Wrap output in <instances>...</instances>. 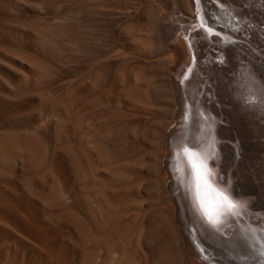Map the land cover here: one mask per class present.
<instances>
[{
	"label": "bare ground",
	"instance_id": "6f19581e",
	"mask_svg": "<svg viewBox=\"0 0 264 264\" xmlns=\"http://www.w3.org/2000/svg\"><path fill=\"white\" fill-rule=\"evenodd\" d=\"M3 1L5 7L17 10L20 15L26 12L17 4L18 2H13L15 0ZM93 1L81 0L79 2L81 4L78 3L79 8L75 7L78 8V20L75 19L77 23L75 22L74 28H76L73 31L77 30L75 37L77 41L72 40L76 43L74 49L76 53L75 55L66 53L65 49L61 52L65 53L66 58L76 61L72 65L75 67L76 64V68L72 73L66 72L65 79L69 77L71 79L60 83V86L57 85V89V86L54 88L57 94V100L54 102L52 100L48 102L44 97L41 99L42 93L46 90L45 87L44 89L37 87V79L35 86L31 82L29 87L31 79L28 69L32 67L28 68L30 65L28 58L33 62L48 60L47 56L50 53L48 47L51 44L55 46L56 39L52 36H56L57 32L54 31L56 27L52 28L51 35L50 32L48 33L51 37L44 34L47 28L42 30L44 36L37 38L38 41L28 33L20 34L16 41L9 38L5 40L14 57L19 58L20 68L14 69L11 64L10 69L6 67L7 69L0 70V264H264V207L257 206L259 204L257 201V204L252 202L248 194L242 191L240 187L242 184L239 185L240 182L235 181L236 174L224 165L227 157L225 149L228 146L220 140L226 138L228 127L218 124L219 121L226 124L233 123L230 119L238 116L247 118L254 126L260 125L261 122L264 124V80L259 78L257 73V67L264 69V62L257 65L250 60L255 59L254 52L257 53L253 50L255 45L259 42L264 45V0H173L178 12L177 17L174 20L169 19L170 21L166 17H161L163 11L169 9H166L168 4L166 5L165 1L160 2L159 9H156L159 11L156 16L159 15L160 18L153 16L155 9H151L153 14H150L154 19L160 20L154 23V19H151V22L149 17L150 23H148L155 25L152 24L146 34L143 29L148 23L144 25L142 22L144 8L141 6H137L138 8L133 11H130V8L129 11L126 9L127 12L121 13L116 9L117 13H114L115 11L109 10L111 6L109 9H102L97 4L99 3L97 0L96 4ZM161 3H165L166 10L163 9L164 6H160ZM152 5H149V8L156 6ZM42 8L40 7L41 10ZM148 11L144 10V15ZM245 13L248 15L255 13L257 20H251L253 16H247ZM171 14L175 15V13L169 15ZM18 20L16 17V21ZM95 22L96 24L107 22V26L110 27L124 24L137 29L142 23L144 28L142 27L139 32L141 35L142 33L147 35L145 41L154 50L142 40L145 38L143 35L144 38L139 35V39L133 40H138L136 43L141 45L138 44L139 48L149 47L150 50L146 49L152 51V55L148 51L147 56L146 50L143 51L142 47V50H139L145 52L146 56L135 53L136 50L133 51L136 56L130 54L132 58L129 59L124 56L127 53L120 48L124 54L120 53L121 50H119L120 54L118 50L116 54L114 49L112 52L115 55L107 58L108 50H105V54L101 56L98 54V57L96 55L99 50L97 49V52L95 45L93 49L95 48L96 55H94L92 53L94 50L90 51L92 42L88 28L90 29V25ZM119 25L117 28L120 27ZM34 27L39 28L37 24ZM146 28L149 30L150 27L146 26ZM121 29L122 32L125 30L123 27ZM25 30L27 31V28ZM32 30L33 28L28 32L33 33ZM39 32L41 34V31ZM126 33L128 34L126 36H124L125 32L118 34L119 41L131 40L132 37L129 36L134 32L129 31L130 35L128 31ZM122 35L123 38L127 37L130 40L127 41L125 38L124 41ZM111 36L113 38L114 34ZM95 39L93 38L94 41ZM63 41L67 42L66 39ZM140 41L143 43L141 44ZM123 42L121 44L115 42L114 45L121 47L122 44L124 45ZM127 49L129 50L128 47ZM153 51L160 52L158 55L160 58L157 56L158 53L154 55ZM244 51L250 58L245 61L241 58V53ZM53 52L55 53V50ZM59 56L61 55L58 54V58ZM99 58L101 60L104 58V61H98ZM38 61L34 63L38 64ZM36 66L37 69L40 67ZM229 66L237 69L227 76L226 67L230 68ZM105 67L108 68L107 70H114L115 73L119 71L118 74L127 69L131 71L125 72L131 74L132 70L137 69L132 73L134 76L135 72L137 73L133 79L138 81L134 80L136 84L142 82L139 83L142 86L138 89V84H135L137 89L133 90L135 87L132 86L134 93L132 91V94L129 93L136 98L144 96V91L146 94L151 91L148 89L149 86L145 88L147 86L143 83L149 82L144 80L145 77L150 78V83L155 82L151 80L153 73L152 79L155 76L158 84L154 85V82L152 85L148 84L151 88L153 85V88L159 87L156 92L153 89L155 93L161 90L158 99L153 93L157 102L160 101L159 107L153 105V97L152 102L150 99H145L146 97H143V100L139 97L137 101L133 96L130 102L135 101L144 109L141 102L145 103L146 100V109H144L146 112V106L152 105L153 108H157L155 109L158 113L164 111L163 109L164 112L168 110L167 119L170 121H163L164 118L160 119L156 114L146 113L144 110L142 112L141 109L139 112L138 109L131 108L133 113L128 109L130 115L132 114L130 118L125 110L124 115L121 109L126 105L123 103L128 92L125 90L127 94L122 97V94L124 95L122 89L126 88H123V85L128 83L130 86L135 82L130 83L126 78V83L125 78L116 74L119 78L118 85L124 81L125 83L120 85L122 86L120 93L116 90L115 93H119L120 96L122 91L120 98L124 99L123 102L121 101L122 104L117 103L121 105L119 108L122 107L120 109L122 116L118 114L119 111L116 112L117 115L114 112L119 110L117 108L113 113L123 119L120 121V118H117L120 123L114 121L111 123L112 121L106 119L107 116H105L106 120L101 116L104 123L106 121L109 125L105 123L107 128L105 126L103 128L102 125L105 124L101 119L102 128H99L97 125L100 122H97L98 124L95 122L97 120L94 119L92 110L97 108L96 99L99 101L98 106L106 103V101L101 102L104 98L98 99L95 90L96 83L99 82L96 80L100 78L98 75L107 73L105 71L103 74L102 70ZM153 69H156L155 72ZM143 70H148V73H145L150 76L143 75ZM150 70L152 71L149 72ZM138 74H142L143 81ZM30 76L33 78L32 74ZM99 83V87L104 84L101 80ZM107 83L113 85V82L105 84ZM41 84L44 85L46 82ZM102 85L100 88L103 92L98 86L97 91L106 95L110 93L111 96L114 87H109L110 91L107 86L108 90ZM106 95L105 98H108ZM224 99L232 100L234 104L231 109L225 108ZM108 106L106 107L105 104L106 108ZM102 107H98L97 110ZM129 107L124 106V108ZM103 109L100 112H96L97 110L93 112L97 116L99 113L102 115ZM108 109L107 112L110 110ZM126 116L129 119H125ZM163 116L165 117V114ZM112 117L115 118L114 115ZM121 124L124 127L120 128ZM122 128L127 129L128 133L133 132L134 136L138 131V135L140 133L142 135L140 137H143L144 132L146 134L151 132L150 138L146 135L149 142L154 133L155 146L152 147L153 145L151 146L147 141L151 149L143 150V145L140 146L141 143H138L136 136L137 141L135 138L130 140L132 134H129L130 139H127V136L115 137L118 130L120 132L123 130ZM261 131L256 129L255 133L259 135L257 136L259 140H264ZM231 138L233 139L232 136ZM234 138L236 139V136ZM259 140L257 144L264 145V142ZM117 143L120 147L130 145L129 148L135 149L132 152L134 154L128 149L129 155H125L123 149H118ZM186 149L196 154V158L203 165L205 179L212 189L224 193L236 205L235 208L228 210L226 205L221 204L218 222L209 221L196 197L194 171ZM137 151H141L144 158L139 161L133 159L135 161H132L140 167L134 164L136 167L133 165L130 168L131 164H128L132 162L129 156L132 158ZM143 166L147 167L146 171ZM221 173L224 174L222 180ZM207 195L215 199L213 192H208ZM155 216L157 221H163L161 224H164L158 234H154V229V233L151 230Z\"/></svg>",
	"mask_w": 264,
	"mask_h": 264
},
{
	"label": "rangeland",
	"instance_id": "374dc122",
	"mask_svg": "<svg viewBox=\"0 0 264 264\" xmlns=\"http://www.w3.org/2000/svg\"><path fill=\"white\" fill-rule=\"evenodd\" d=\"M13 1V0H12ZM26 1V2H25ZM18 0V1H13V2H18L17 4H19V6L22 8V9H25V13H24V15H20V14H18L19 12H16L17 10H15V9H12V8H9L8 6H6L5 7V2L3 1V0H0V70L1 69H10L11 68V64L14 66V69L15 68H20L19 67V64H20V61H19V58L18 57H14V54H13V52H12V50H10L11 48L10 47H8V45L5 43V40H7V38H9L10 40H12V41H16V40H18V38H19V36H20V34H22V33H28L29 35H31V36H33L37 41L41 38L40 36H42L43 35V31L42 30H45L46 28V30H45V32H44V34L45 35H47V36H49L48 35V33L51 35V32H52V28H55L54 29V31H56L57 33H55L56 34V36H52L54 39H56L55 40V43H54V45L55 46H53V44H51V45H49V47H48V52H50L49 54H48V56H47V58H48V60L47 61H45V62H42V61H44V60H42L41 62L40 61H38V60H34V62L36 61H38V64H36V63H34L33 62V60L32 59H30V58H28V64H30L29 65V67L28 68H30V67H32V69L30 70V69H28V73L31 75H33V78H31L32 76H30L29 75V78L31 79V81H29V87L31 86V82H32V84H34L37 80V82H36V84H38L37 85V87H40V88H43L44 89V87H45V90H46V92H48V93H50V94H48V93H42V97H41V99H44V100H47L48 102L49 101H51L52 100V102H54V100H57V98H56V96H57V94H56V89L58 88V86L57 85H59L60 83H62V82H66L67 80H69V79H71V77H69V78H67V80L65 79L66 77V72H74V68H76V64H74L75 65V67L74 66H72L73 65V63L74 62H76L74 59L72 60V59H70L69 57V59L68 58H66L65 57V53L64 52H61V51H63L64 49L65 50H67L66 51V53H70V54H74L75 55V53H76V50H74V49H76V43L74 42V40H72V39H75V41H77V39L75 38L77 35V30L76 31H73V30H75V28H74V26H76V24H75V22L77 23V20H78V16H77V14H78V8H79V5L81 4V3H79V2H81V0H62V2H61V0H44V2H43V0ZM48 1H51V2H48ZM56 1H57V3L58 4H56ZM60 1V2H59ZM86 1V0H85ZM88 1V0H87ZM90 1V0H89ZM93 1V0H92ZM157 1L158 0H105V2L103 1V0H97V2H99V3H97V4H99L101 7H102V9H109V7H110V11L111 12H114V13H117V10H118V13H121V12H127V10L129 11L130 9V11H133V10H135L136 8H138V7H140L141 6V8H144L143 9V11H142V9H140L139 8V10H141L142 11V22H144V25H145V23L147 24L148 22L150 23V21L152 22V20L154 19V17L156 16V14H159V11L158 10H156V9H159V3L160 2H166V5L168 4V6H166L165 5V3H161V5L160 6H166V9H168V10H166L165 9V6H164V8L163 9H165L166 11H163V13H162V11H160V13H162V16L161 17H166V18H168V20L170 19H172V20H174L176 17H177V12H178V9H177V5L175 6L174 4L175 3H173V0H163V1H159L158 3H157ZM169 1V2H168ZM2 2H4V3H2ZM22 2V3H21ZM55 2V3H54ZM93 2H95V4H96V0H94ZM102 2V3H101ZM141 2V3H140ZM152 2V3H151ZM25 3V4H24ZM29 3V4H28ZM36 3V4H35ZM54 3V4H53ZM59 3H61V4H59ZM70 3V4H69ZM78 3H79V5H78ZM101 3V4H100ZM106 3H108L107 5H106ZM155 3H157V4H155ZM2 4H3V6H2ZM34 4V5H33ZM41 4V5H40ZM46 4H48V5H46ZM53 4V5H52ZM63 4V5H62ZM78 6H77V5ZM152 4H154V5H156V6H158V7H156V6H154V5H152ZM58 5V6H57ZM62 5V6H61ZM72 5H74V6H71ZM76 5V6H75ZM99 5L97 6V8H99ZM149 5H152V6H154L153 8L152 7H150L149 8ZM27 6V7H26ZM28 6H29V8H28ZM59 8H57V7ZM60 6V7H59ZM105 8H104V7ZM108 8H107V7ZM138 6V7H137ZM143 6H145V7H143ZM8 7V8H7ZM33 7L35 8V9H33ZM39 7V8H38ZM40 7L43 9V10H41L40 9ZM75 7H78V8H76L75 9ZM100 7V8H101ZM134 7V8H133ZM130 8V9H129ZM146 8H148V10L146 9ZM161 8V7H160ZM7 9V10H6ZM9 9V10H8ZM10 9H11V11H10ZM50 9V10H49ZM74 9V10H73ZM117 9V10H116ZM127 9V10H126ZM153 9H155L153 12H155L154 14H153V12H152V10ZM13 10V11H12ZM15 10V11H14ZM35 10V11H34ZM57 10V11H56ZM119 10H120V12H119ZM144 10H146V11H148V12H146L147 14H145L144 15ZM162 10V9H161ZM5 11V12H4ZM67 11V12H66ZM76 11V12H75ZM156 11H158V13L156 12ZM167 11H168V13H167ZM31 12V13H30ZM166 12V15H164V13ZM12 13V14H11ZM30 15H28V14ZM33 13V14H32ZM35 13V14H34ZM69 14L68 16L66 15V14ZM76 13V14H75ZM170 13H175V17L174 16H172V14L171 15H169ZM16 14H18V15H16ZM60 14V15H59ZM65 14V15H64ZM150 14L152 15L153 14V18L150 16ZM247 16H253V18L251 17V20L252 19H256L257 20V18H256V15H255V13H252L251 15H248L247 13H245ZM16 15V16H15ZM20 15V16H19ZM35 15V16H34ZM39 15V16H38ZM73 15V16H72ZM76 15V16H75ZM161 15V14H160ZM34 16V17H33ZM66 16V17H65ZM144 16H145V18L146 19H144ZM157 16H159V15H157ZM155 17V18H160V16L159 17ZM169 16V17H168ZM16 17H18V21H16ZM20 17V18H19ZM24 17V18H23ZM33 17V18H32ZM41 17V18H40ZM42 17H43V19H42ZM59 17V18H58ZM62 17H63V19H62ZM73 17V18H72ZM150 17V18H149ZM174 17V18H173ZM68 18V19H67ZM148 18H149V20H148ZM13 19H15L14 21H13ZM22 19H24V21L22 20ZM44 19H46L47 21H45ZM62 19V20H61ZM65 19V20H64ZM75 19H77L76 21H75ZM152 19V20H151ZM31 20V21H30ZM39 20V21H38ZM41 20V21H40ZM147 22H146V21ZM160 19H158V20H156V19H154L153 20V22L155 23V21L156 22H158ZM169 20V21H170ZM22 21V22H21ZM30 21V22H29ZM38 21V22H37ZM55 21V22H54ZM65 21H67V23L65 22ZM16 22V23H15ZM19 22V23H18ZM32 22V23H31ZM40 22H41V24H40ZM28 23V24H27ZM51 23V24H50ZM53 23H55V24H53ZM147 24V25H145V28L143 27V24L141 23V27L139 28V29H137V28H133V27H131V26H126V25H124V24H122L121 26L119 25V24H117V25H119L120 27H118L117 28V25L116 26H114V27H116L115 29H114V27L112 26V27H110V25H108L107 26V22H103V23H97L96 24V22L95 23H92V25H90V29L88 28V30H90L91 32H93V33H91L90 31H89V37L92 39H90V41L92 42V43H90L91 44V47L92 48H90V51H91V49H92V51L96 48V50L98 49L99 50V52H98V50H97V55H96V53H95V50L92 52L94 55H96V56H98L99 57V55L98 54H100V56L101 55H103V54H105V50L107 51H110V52H106V57L107 58H110V56L111 55H115V53H116V51L118 50V53H119V50H124V52L125 53H127V54H124V52L121 50L120 51V53L122 54H124V56L126 57V58H132L131 56H130V54H132V56L135 54V53H137V54H139V55H141V56H143L144 54H146L149 50H150V48H152V47H150V45H148L147 44V42L145 41L146 40V37H147V35H144V33L145 32H149L150 31V29H151V27L153 26V25H155L154 23H152L151 25L150 24ZM4 24V25H3ZM15 24H18L17 26L15 25ZM36 24H37V26L39 27V28H37V27H34V25L36 26ZM39 24V25H38ZM43 24V25H42ZM46 24V25H45ZM53 24V25H52ZM75 24V25H74ZM29 26V27H25V26ZM51 25V26H50ZM95 25H97V26H95ZM150 25V26H149ZM16 26V27H15ZM20 26V27H19ZM45 26V27H44ZM53 26V27H52ZM92 26H94L93 28H91ZM99 26V27H98ZM126 26V27H125ZM146 26L147 27H150L149 28V30H148V28H146ZM15 27V28H14ZM41 27V28H40ZM43 27V28H42ZM123 27V29H125L123 32H125V34H124V36H126V35H128L126 32L128 31V33H129V31L130 32H134V33H132L133 35L131 36L130 34L131 33H129V37L131 38V40H130V38H127V37H125V38H127V41L128 40H130L129 42H131V43H129V42H123L124 43V45L122 44L121 45V47H120V45H119V47H117L118 45L117 44H121L122 42L121 41H119V38L120 37H118V34H120L122 31V28ZM144 29H143V28ZM23 28V29H22ZM27 28V31L25 30ZM31 28H33V30H32V32L33 33H31V32H28L29 30L31 31ZM64 28V29H63ZM95 28H96V30H95ZM106 28H108L107 30H106ZM109 28H111L110 30H109ZM141 28L143 29V31H144V33H142V35L145 37H143L142 35H141V33L139 32L140 30H141ZM21 29V30H20ZM29 29V30H28ZM39 30V31H41V34H40V32L39 31H37V30ZM41 29V30H40ZM62 29V30H61ZM113 29V30H112ZM145 29H146V31H145ZM1 30H2V32H1ZM57 30H59V31H57ZM61 30V31H60ZM109 30V31H108ZM148 30V31H147ZM26 31V32H25ZM97 32V33H95V32ZM107 31V32H106ZM118 31H120V33L118 32ZM143 31H141V32H143ZM6 32V33H5ZM38 34H37V33ZM60 32H62V33H60ZM115 32V33H114ZM116 32H117V35H116ZM123 32L121 33V34H123ZM139 33V34H138ZM36 34H37V36H36ZM95 34V35H94ZM96 34H97V36H96ZM102 34V35H101ZM113 35L114 34V37L113 38H111L112 36L111 35ZM120 34V35H121ZM146 34V33H145ZM39 35V36H38ZM53 35V34H52ZM66 35V36H65ZM91 35H93V36H91ZM139 35H141L142 36V38H144V39H142L143 41H145L146 43V45L147 46H149V47H147L145 44V46H146V48L147 49H149L148 51H147V49L146 48H144L143 46V51L144 50H146L144 53H143V51H140L139 49H141V48H139L138 46L140 45L139 43H136V41L138 42V40H133V39H139ZM5 36V37H4ZM36 36V37H35ZM44 36V35H43ZM96 37V39H95V37ZM98 36H101V37H98ZM107 36H109V37H107ZM115 36H117V37H115ZM139 36V37H138ZM49 37H51V36H49ZM122 38H123V35L121 36ZM138 37V38H137ZM37 38H39V39H37ZM93 38L96 40V41H94L93 40ZM100 38V39H99ZM106 38V39H105ZM111 38V39H110ZM116 38H118V40H116ZM125 38H123L124 39V41H126L125 40ZM64 39H66V41L67 42H65V41H63ZM99 39V40H98ZM110 39V40H109ZM113 39H115V40H113ZM61 40V41H60ZM113 40V41H112ZM71 41V42H70ZM121 42V43H119V42ZM98 42H99V44H98ZM115 42L117 43L116 45H114L115 44ZM135 42V43H134ZM141 42V41H140ZM66 43V44H65ZM69 43V44H68ZM71 43V44H70ZM94 43V44H93ZM127 43V44H126ZM136 45V46H134V44ZM143 42H141V44H142ZM98 44V45H97ZM128 44H129V46H128ZM133 45V48L132 49H134V50H132L131 49V45ZM139 44V45H138ZM94 45L96 46L94 49H93V47H94ZM114 45V46H113ZM127 45V46H126ZM261 45V46H260ZM102 46V47H101ZM113 46V47H112ZM123 46V47H122ZM141 46V45H140ZM256 46H258V47H256ZM51 47V48H50ZM127 47L129 48V50L127 49ZM136 49H135V48ZM262 47H264V45H263V43H261V42H259L257 45H255V48H253V50H255V51H257V53L256 52H254V56H255V59H250L249 57H248V55L245 53V51L243 52V53H241V58L243 59V61H245V60H247V59H250L254 64H257V65H259V63H261V62H264V48H262ZM61 48V49H60ZM69 48V49H68ZM116 48H118V49H116ZM121 48V49H120ZM103 49V50H102ZM115 49V53H113L112 51ZM55 50V53L53 52ZM58 50V51H57ZM100 50H101V52H100ZM137 50V51H136ZM142 50V49H141ZM152 50H154L153 48H152ZM128 51V52H127ZM130 51H132L131 53H129ZM133 51H136L135 53H133ZM140 51V52H139ZM260 51V52H259ZM3 52V53H2ZM6 52V53H5ZM103 52V53H102ZM112 52V53H111ZM139 52V53H138ZM151 52V55H152V51H149V53ZM153 52H155L154 53V55H156L157 53V56L160 54V52H157L156 53V51H153ZM8 53V54H7ZM12 53V54H11ZM119 53V54H120ZM142 53V54H141ZM149 53H147V56H148V54ZM213 53H215V51H213ZM253 53V52H252ZM10 54H11V57H10ZM58 54L59 55H61V56H59V58H58ZM117 54V53H116ZM129 54V55H128ZM245 54V55H244ZM8 55V56H7ZM108 55V56H107ZM113 55V56H114ZM151 55H149L150 57H155V56H151ZM243 55V56H242ZM259 55V56H258ZM12 56H13V58H12ZM49 56H51V57H53V58H51V57H49ZM55 56V57H54ZM95 56V57H96ZM112 56V57H113ZM128 56H130V57H128ZM134 56H136V54L134 55ZM144 56H146V55H144ZM162 56V55H161ZM9 57V58H8ZM65 57V58H64ZM159 58H160V56H158ZM163 58H164V56H162ZM258 57V58H257ZM163 58H161V59H163ZM17 59V60H16ZM52 59V60H51ZM56 59V60H55ZM62 61H61V60ZM13 60V61H12ZM32 60V61H31ZM69 60V61H68ZM101 60V58H99V60L98 61H100ZM102 60L104 61V58H102ZM101 60V61H102ZM58 61H59V63H58ZM73 61V62H72ZM100 61V62H101ZM2 62H5L4 64L6 65H3V63ZM10 62V63H9ZM12 62V63H11ZM14 62V63H13ZM40 63H41V65H40ZM47 65H46V64ZM66 63V64H65ZM98 63V62H97ZM32 64V65H31ZM38 65V66H40V67H38V69L36 68L37 66L36 65ZM60 64V65H59ZM63 64V65H62ZM7 65H9L10 67H8ZM51 65V66H50ZM62 66V67H61ZM7 67V68H6ZM230 67V66H229ZM23 68H26V66L24 67L23 66ZM51 68V69H50ZM52 68H54V69H52ZM64 68H67V70L66 69H64ZM105 68H106V70H105ZM102 71H103V74L105 73V71L108 73V76H106V74L107 73H105L104 75L106 76V77H104V75H102L101 73H100V75H98V77H100V78H98L97 80H96V82H100V80H101V82L102 83H106V82H113L112 84V86L115 88H113L112 86H111V83H107V84H101L102 86H105V88H106V86H107V88L108 89H110L109 87H112L113 89H112V91H111V89H110V91H111V93L113 94H111V96H109V94L110 93H108V95H106L105 93H101V92H103V91H101V85H100V87L98 86V83H96L95 85H96V88H95V90H96V92H97V97H98V99H99V97L101 98L102 97V99H100V100H102L101 102H104V101H106V107L109 105V104H111V107H110V105L108 106V108L110 109H108V108H106L105 107V104L104 103H102L101 104V102H100V106H98V104L97 103H99V101H96L95 100V107H102L100 110H102L103 108L105 109V111H106V113H108V114H106L105 113V111H104V109H103V113H102V115H100L101 113H99L98 114V116H97V114H95V112H93V110L95 111V110H97V108H94L93 110H92V113L95 115V120H97V121H95L96 123L98 122H100V120L102 119V117L105 119L106 117L105 116H107V120L109 119V121L111 122V123H113V121L114 122H119L120 123V121H122V119L123 118H118V117H116L115 116V113L116 112H118V114L120 115V116H122L121 115V113L123 112L124 113V115H125V111H126V113L128 114V117L130 118L131 117V115H130V113H133V109H135V110H137L138 109V111L141 109V111L142 110H144V109H146L145 108V103H146V100H145V103L142 101L144 98L143 97H146L145 99H150V101H154V106H156V107H159V102H157V100H156V98L155 97H157V99H158V95H159V93L161 92V90L159 89V93H155L158 89L157 88H159L158 86H157V88H156V86H155V88H153V86L155 85V83H156V85L158 84L157 82H158V79L156 78L155 79V76H154V78L152 79V74H151V80L153 81V80H155V82H154V85L152 86V88L150 87V85H152V83L153 82H151L150 83V78H146L145 76V78H144V80L146 81H149V82H147V83H143V85H145V86H147V87H145V88H148V86H149V90H151V91H148V95L145 93V91L143 92V94H145L144 96H142V97H140V96H138V98H136V96H134V99L136 98L137 99V101H138V99H139V97L140 98H142V102L141 103H143V106H144V109H142V107L140 108V106H142L141 104H139L140 106H138V104H136L135 103V101L133 102V103H131L130 101L132 100V98H133V96H131L129 93H131V91L133 92V90H135V89H141V86L142 85H139V83H141L142 84V82H139V83H137L136 84V82L134 81V80H136V79H133L136 75H137V73L135 72V76H134V74H132L133 73V71H137V69H134V70H132V73L131 74H127L126 72H128V71H131V70H125V71H120V73L118 74V72L119 71H116V73H115V71L114 70H107L108 68L107 67H105ZM231 68V67H230ZM228 68V67H226V69H227V72H226V75L227 76H229L230 75V73L231 72H233L234 70L236 71V69H237V67H233V68ZM235 68V69H234ZM35 69V70H34ZM46 69V70H45ZM56 69V70H55ZM73 69V70H72ZM30 70V71H29ZM45 70V71H44ZM65 72H64V71ZM146 70V69H145ZM145 70H143L144 71V73L145 72H147V71H145ZM154 71L153 72H155V70L156 69H153ZM257 73H258V76H260L259 78H261L262 80H264V69L261 67V69L259 68V67H257ZM48 71V72H47ZM51 71H52V73H51ZM140 71H141V68H140ZM152 70H150L149 72H151ZM31 72H33V73H31ZM37 72V73H36ZM111 72V74L109 75V73ZM49 73V74H48ZM64 75V76H61L62 74ZM125 73V74H124ZM140 73V72H139ZM143 72H142V74L143 75H146V76H148L149 74H144ZM148 73V72H147ZM34 74H36L35 75V77H34ZM113 74L115 75V76H113ZM116 74L117 75H119V77L121 76V78L123 77V78H125L124 80H126V78L128 79V82H130V83H134V84H131L130 86H128V83H127V80H126V83H127V85L125 84V85H123V83H125V81L123 82V80L120 78V80H122V84H120V85H123L124 87L123 88H125V89H122V86H120V85H118L119 84V78L116 76ZM122 74H124V75H122ZM141 74V75H142ZM232 74V73H231ZM37 75H39V77L37 76ZM43 75V76H42ZM53 75V76H52ZM102 75V76H101ZM130 75H131V77H132V75H133V77H132V80L130 79L131 77H130ZM141 75L140 74H138V76H140L141 77ZM154 75V74H153ZM150 76V75H149ZM38 77V78H37ZM44 77V78H43ZM52 77V78H51ZM56 77V78H55ZM116 77V78H115ZM28 78V80H30ZM39 78H41V79H39ZM103 78V79H102ZM137 78V77H136ZM142 79H141V81H143V77H141ZM33 79V80H32ZM37 79V80H36ZM60 79V80H59ZM113 81H112V80ZM129 79H130V81H129ZM140 79V78H139ZM149 79V80H148ZM44 80V81H43ZM117 80V81H116ZM41 81H43L44 83L46 82V84H44V85H42L41 83H43V82H41ZM116 81V82H115ZM132 81V82H131ZM134 81V82H133ZM137 81V80H136ZM39 82V83H38ZM41 82V83H40ZM52 84H51V83ZM54 82V83H53ZM115 82V83H114ZM138 82V81H137ZM150 85H149V84ZM39 84H40V86H39ZM100 84V83H99ZM117 84V85H116ZM137 85V88H136V86H134V85ZM147 84V85H146ZM160 84V83H159ZM42 85V86H41ZM94 85V86H95ZM114 85H116V87L114 86ZM34 86H35V84H34ZM57 86V87H56ZM60 86V85H59ZM100 88V91H97V88L98 87ZM117 86H119V87H117ZM135 87V88H133V87ZM138 86H140V88L138 87ZM159 86H161V85H159ZM56 87V89L54 90V88ZM144 87V86H143ZM142 87V88H143ZM162 87V86H161ZM49 88V89H48ZM106 88V89H107ZM132 88H133V90H132ZM144 88V89H145ZM102 89H103V87H102ZM107 89V90H108ZM120 89H122L123 90V92L126 90V92H128V94L126 93V92H124V95L122 94L123 92L121 91V94H122V97H125L126 96V94H127V96L130 98V100H127V99H129L127 96L125 97V100H124V102L125 103H123V104H126L127 106H130L129 108H124V106H126V105H124V106H122L123 107V109H121V108H119V106H121V105H117V103H120V104H122L121 103V101L123 102V100L122 99H124V98H120V96H121V94H120V96H119V91H120ZM129 89H131V90H129ZM147 89V90H148ZM155 90V92H154V90ZM44 90V91H45ZM113 90H114V92H113ZM115 90L116 91H118L119 93H115ZM146 90V89H145ZM104 91L105 92H108V91H106L105 89H104ZM109 91V92H110ZM130 91V92H129ZM54 92H55V94H54ZM98 92L99 93H101V94H98ZM147 92V91H146ZM52 93L54 94V95H52ZM126 93V94H125ZM134 93V92H133ZM156 94L157 96H155L154 94ZM47 94V95H46ZM118 94V95H117ZM132 94V93H131ZM51 95V96H50ZM100 95H102V96H100ZM105 95L106 96H108V98L106 99L105 98ZM118 96V98H120V100L117 102V96ZM151 97H150V96ZM48 96V97H47ZM51 98H50V97ZM115 96V97H114ZM155 96V97H154ZM44 97V98H43ZM47 97V98H46ZM132 97V98H131ZM148 97H150V98H148ZM152 97H153V99H152ZM117 98V99H116ZM111 99V100H110ZM152 99V100H151ZM114 100H116L114 103H116L115 104V106L113 105L114 103H113V101ZM127 100V101H126ZM156 100V101H155ZM109 101H111V103H109L108 104V102ZM148 101V100H147ZM152 101V102H153ZM224 101V103H225V108H227V109H231V106H233V104L234 103H232V100H230V99H224L223 100ZM56 102V101H55ZM156 102V103H155ZM130 105H129V104ZM140 103V102H139ZM133 104V105H132ZM156 104V105H155ZM161 104V103H160ZM226 104H229V105H226ZM94 105V104H93ZM93 105H92V108H93ZM152 105V106H153ZM217 105V104H216ZM114 106V109H112V107ZM151 106V107H152ZM139 107V108H138ZM147 107V112H150L151 114L152 113H154V115L156 114V116L158 117V118H160V119H163V121H166V120H169L170 121V119H167L168 118V110H166V112H164L165 111V109H163V107H162V109L164 110V111H159V113L157 112L158 110H156L157 108L156 107H150V106H146ZM160 107H161V105H160ZM116 108L117 109H119V110H116ZM131 108H132V110H131ZM156 108V109H155ZM107 109L109 110L108 112H107ZM112 109V110H111ZM120 109H121V111L122 112H120ZM128 109H130V111H132V112H130V111H127ZM159 109V108H158ZM161 109V108H160ZM159 109V110H160ZM100 110L98 109L96 112H100ZM113 110H116V111H114L115 113H113ZM125 110V111H124ZM150 110V111H149ZM130 112V113H129ZM140 112V111H139ZM143 112V111H142ZM144 112H146V110H144ZM146 112V113H147ZM105 113V115L103 116V114ZM112 113V114H111ZM166 113H167V115H166ZM126 114V115H127ZM165 114V117L163 116ZM100 115V116H99ZM114 115V117L116 118H113L112 116ZM116 115H117V113H116ZM118 115V116H119ZM102 116V117H101ZM110 116H111V118H110ZM98 117H101L100 119H96V118H98ZM120 120H118V119ZM129 118H127V116L125 117V119H129ZM224 118V117H223ZM105 119V120H106ZM111 119V120H110ZM113 119H115V120H113ZM99 120V121H98ZM103 120V119H102ZM102 120H101V122H102ZM118 120V121H117ZM230 121L231 122H233V123H224V122H221V121H219L218 122V124H220L221 126H224V127H228V133L226 134V138L225 139H221L220 140V142H222V143H224V144H226L228 147H226V158H225V160L224 161H226L225 163H224V165L225 166H227L228 167V169L233 173V174H236V180L235 181H237L238 183L240 182V184L239 185H241L240 187H241V189H242V191L244 192V193H247L248 194V197L249 198H251L252 199V202L254 203V204H257V203H259V204H257V206H260V207H264L263 205H264V202H262L261 203V201H264V145H262V144H257V142H258V137L257 136H259L257 133H255L256 132V129H260V130H262L261 132H260V134L261 135H264V124H262V122H261V124L260 125H253L251 122H250V120H248L247 118H245V117H243V116H238V118H234V119H230ZM97 123L96 125L97 126H99V128H102L103 126H105L106 128H107V126H106V124L108 123H106V121H105V123H104V120H103V124H105V125H102V127H100V125L102 124V123ZM109 122V123H110ZM107 125H109V124H107ZM251 127H250V126ZM121 126L122 127H124L122 124L120 125V128H121ZM231 126H233V127H231ZM253 127V128H252ZM104 128V127H103ZM256 128V129H255ZM262 128V129H261ZM123 129V130H122ZM121 130V132H120V130H118V134H115V137H117V138H123V136L124 137H126L127 136V139H130L131 137V139L130 140H132V139H134L135 138V136L138 138V140H139V144H140V146H142L143 148V150H147V148H148V150H150L151 148H149L150 147V144H151V146L152 147H154L155 146V143H154V133H152V139H151V142L153 141V143H151V142H149V139L148 138H150V136H151V132L149 133V132H147V134H146V132H144L143 133V137H140V135H141V133H140V135H138L139 133H138V131H137V135H136V133H135V136L132 134L133 132H126V130L127 129H124V128H122ZM254 129H255V131H254ZM125 130V131H124ZM231 130V131H230ZM123 131H124V133H125V135H124V133H123ZM230 132V133H229ZM126 134H128V135H126ZM131 135V137H130V135ZM256 134V135H255ZM146 135H148V138H147V136ZM150 135V136H149ZM142 136V135H141ZM156 136V135H155ZM231 136L233 137V139L231 138ZM234 136H236V139L234 138ZM146 137V138H145ZM137 138H135L136 139V141H137ZM141 138H143V139H141ZM126 139V141H130V140H127ZM148 139V140H147ZM254 139H256V140H254ZM143 141V142H142ZM150 143H148V142ZM260 142H264V140L263 139H261V140H259ZM236 143V146L234 147L233 145ZM120 143V142H119ZM119 143H117V147H119L118 149H123L124 150V154L126 155H129V153H127L129 150H131V151H129V152H133V151H135V149L134 148H129V146L130 145H121V147L119 146ZM137 143V142H136ZM234 143V144H233ZM148 144H149V146H148ZM240 144V145H239ZM134 145H135V143H134ZM256 145H258V147L256 146ZM147 146V147H146ZM128 147V148H127ZM125 148V149H124ZM129 149V150H128ZM134 149V150H133ZM231 151V152H230ZM229 152V153H228ZM233 152V153H232ZM236 152V153H235ZM228 153V154H227ZM234 153H235V155H234ZM132 154H134V153H132ZM131 154V155H132ZM142 153H141V151H137L136 152V156L134 155H132L133 157L131 158L130 156H129V158L131 159V161H130V159H128L130 162H132V163H129L128 165H130V166H128V167H130V168H132L133 167V165L135 164L136 166H138V167H140V165L139 164H137V163H134L133 161H135V160H142L143 158H142V155H141ZM233 154V155H232ZM232 155V156H231ZM139 159H138V158ZM231 157H235V158H231ZM133 159H135V160H133ZM133 160V161H132ZM229 160V161H228ZM233 160V161H232ZM234 160H235V162H234ZM137 161V162H138ZM134 165V167H136ZM229 165V166H228ZM230 167V168H229ZM146 166H143V169H145L144 171H146ZM223 171H225L224 169H223ZM223 176H224V174H222L221 173V175H220V178H221V180L223 179ZM238 176V177H237ZM260 186V187H259ZM262 186V187H261ZM252 187V188H251ZM261 188V189H260ZM254 192V193H253ZM253 194V195H252ZM255 194V195H254ZM257 194V195H256ZM257 197H259V198H257ZM261 199V200H260ZM256 201H257V203H256ZM261 203V204H260ZM154 222L152 223V225H151V230H152V232L154 233V230H155V233L154 234H158V233H160L161 232V230L163 229V223L161 224V222H163V221H157V219H156V216L154 217ZM157 223V224H156ZM158 223H160V224H158ZM154 224H155V226H154ZM157 228V229H156ZM154 229V230H153ZM168 242V244H169V241H167ZM167 242H166V244H167ZM173 243V241H171L170 242V244H172ZM239 258V257H238Z\"/></svg>",
	"mask_w": 264,
	"mask_h": 264
},
{
	"label": "snow or ice",
	"instance_id": "6c2138e0",
	"mask_svg": "<svg viewBox=\"0 0 264 264\" xmlns=\"http://www.w3.org/2000/svg\"><path fill=\"white\" fill-rule=\"evenodd\" d=\"M185 151L188 154L189 161L194 171L196 197L200 202V206L210 222H218L221 204L226 205L228 210L235 208L236 205L233 204L224 193L212 189L211 185H209L205 179L203 165L196 158V154L188 152L187 149ZM202 188L204 191H202ZM208 192H213L215 194V199L208 197Z\"/></svg>",
	"mask_w": 264,
	"mask_h": 264
}]
</instances>
